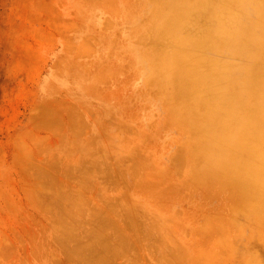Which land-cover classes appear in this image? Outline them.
<instances>
[{
  "label": "rangeland",
  "instance_id": "1",
  "mask_svg": "<svg viewBox=\"0 0 264 264\" xmlns=\"http://www.w3.org/2000/svg\"><path fill=\"white\" fill-rule=\"evenodd\" d=\"M149 3L0 0V264H264L148 83Z\"/></svg>",
  "mask_w": 264,
  "mask_h": 264
},
{
  "label": "bare ground",
  "instance_id": "2",
  "mask_svg": "<svg viewBox=\"0 0 264 264\" xmlns=\"http://www.w3.org/2000/svg\"><path fill=\"white\" fill-rule=\"evenodd\" d=\"M149 5V41H165L166 47L152 46L139 59L148 83L166 88L163 94L171 101L165 113L187 130L185 151L201 180L226 183L232 213L251 227L264 249V0H150ZM252 259L247 255L242 264Z\"/></svg>",
  "mask_w": 264,
  "mask_h": 264
}]
</instances>
